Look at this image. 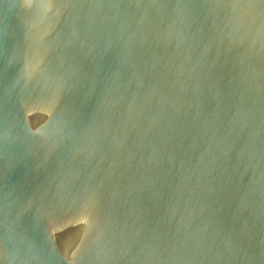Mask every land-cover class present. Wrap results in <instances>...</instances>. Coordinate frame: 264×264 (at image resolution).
Segmentation results:
<instances>
[{"label":"water","instance_id":"95a60500","mask_svg":"<svg viewBox=\"0 0 264 264\" xmlns=\"http://www.w3.org/2000/svg\"><path fill=\"white\" fill-rule=\"evenodd\" d=\"M0 264H264V0H0Z\"/></svg>","mask_w":264,"mask_h":264}]
</instances>
